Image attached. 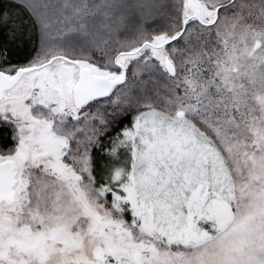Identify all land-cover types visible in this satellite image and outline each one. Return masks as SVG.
Here are the masks:
<instances>
[{"label":"snow or ice","instance_id":"6c2138e0","mask_svg":"<svg viewBox=\"0 0 264 264\" xmlns=\"http://www.w3.org/2000/svg\"><path fill=\"white\" fill-rule=\"evenodd\" d=\"M0 264H264V0H0Z\"/></svg>","mask_w":264,"mask_h":264}]
</instances>
